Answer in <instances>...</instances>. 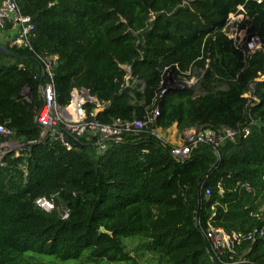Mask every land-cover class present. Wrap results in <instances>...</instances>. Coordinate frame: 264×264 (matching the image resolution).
Masks as SVG:
<instances>
[{"label":"trees","instance_id":"16d2710c","mask_svg":"<svg viewBox=\"0 0 264 264\" xmlns=\"http://www.w3.org/2000/svg\"><path fill=\"white\" fill-rule=\"evenodd\" d=\"M17 4L34 25L33 51L13 49L23 61L0 53V125L24 147L17 156L0 152V264H136L125 250L131 238L158 256L157 264H224L228 259L215 260L205 239L207 223L228 233L263 229L238 252L246 264H264V79L257 80L264 53L247 55L221 32L242 6L240 27L264 49V0ZM35 55L58 57L59 104L72 88L110 101L98 115L106 124L144 119L161 81L174 85L155 102L159 116L144 132L126 134L102 155L87 143L73 142L76 148L67 151L58 143H32L42 107ZM190 76L196 87L181 88ZM248 91L255 101L243 97ZM173 125L180 132L226 127L248 134L223 141L217 153L198 144L177 160L172 145L150 133ZM5 141L0 135V147ZM43 196H53L52 211L35 205Z\"/></svg>","mask_w":264,"mask_h":264},{"label":"built area","instance_id":"2783aa9c","mask_svg":"<svg viewBox=\"0 0 264 264\" xmlns=\"http://www.w3.org/2000/svg\"><path fill=\"white\" fill-rule=\"evenodd\" d=\"M242 10L243 7L238 6L234 13L229 14L221 32L232 40L234 45L242 48L247 55L259 50L264 53L260 38L249 36L246 28L240 27L245 19L241 13ZM8 25L9 28H7ZM33 30L34 25L30 16L21 12L17 0H0V44H4L11 51L20 48L33 51L30 43ZM35 58L42 66L44 75L39 86L42 107L36 115L40 134L38 139L32 143H58L67 151L76 148L73 142L87 143L93 147L96 155H102L108 149L110 143L122 142L126 134L138 135L144 132L159 116V109L155 106V102L174 85L170 79L161 81L158 94L153 99L149 109L147 107L145 110L144 119H117L111 124H106L98 119V115L106 110L110 105V101L99 100L87 88H72L67 102L63 105L59 104L56 99L53 78V67L56 65L58 57L56 55L48 57L35 55ZM126 69L128 70V68ZM186 75H189V73ZM260 79H264V75L257 80ZM196 82L195 76H190L184 78L179 86L181 88L184 86L192 87ZM243 97L248 100V103L256 100L251 91L244 93ZM159 130L157 127L150 128V133L160 139ZM238 134L245 137L248 134L247 128L239 131L226 127H222L220 130L190 128L183 132L182 143L172 146L171 153L177 160H184L189 157L191 151L198 144L211 145L217 153L216 149L220 143L225 140L234 141ZM0 135L6 139L0 147V152L4 155L10 151L7 140L11 138L13 131L4 125H0ZM10 144L23 146L12 142ZM205 194L209 195V190L206 189ZM35 205L45 212H50L55 207L54 198L53 196L39 197L35 200ZM67 215L64 212L62 218H66ZM197 223L199 224V221ZM262 235L263 229L254 228L249 232L232 231L228 233L222 228L212 226L210 223H207L204 232L205 239L215 260L222 262L224 258L228 259L227 262H223L224 264H246L243 257L245 253L240 255L239 248L244 243H253L257 237Z\"/></svg>","mask_w":264,"mask_h":264},{"label":"rangeland","instance_id":"374dc122","mask_svg":"<svg viewBox=\"0 0 264 264\" xmlns=\"http://www.w3.org/2000/svg\"><path fill=\"white\" fill-rule=\"evenodd\" d=\"M195 79H197V78L195 77ZM195 85L196 84L194 83L192 87H196ZM196 92H197V90H196ZM158 133H159L160 139L167 144H170L172 146H177V145L182 143L183 132H180L178 130H167V129L161 130L160 129L158 131ZM172 134H174L175 139L172 143H170L171 142L170 138H171ZM10 142L22 145L21 143L13 140L11 138L8 139L7 144H9L8 149H10V151H8L7 153H13L15 155L16 154L19 155L23 152V150H24L23 146L12 145V144H10ZM261 211H262L263 216H264V204L261 208ZM142 243L143 242L141 240L134 239V238L124 240L125 250L129 253V255L131 257H134L136 264H157L158 263V256L153 255V254L147 252L146 250H144L142 247ZM59 264H63V263H59ZM64 264H92V263L86 262V260H82V261H76V262H70V263H64ZM97 264H103V263H97ZM104 264H106V263H104ZM123 264H128V263H123Z\"/></svg>","mask_w":264,"mask_h":264},{"label":"water","instance_id":"95a60500","mask_svg":"<svg viewBox=\"0 0 264 264\" xmlns=\"http://www.w3.org/2000/svg\"><path fill=\"white\" fill-rule=\"evenodd\" d=\"M0 53H1V54H4V55L11 56V57H14V58H16V59H18V60H20V61H23V60H26V59H27V57H25V56H21V55L15 53V52L9 50L4 44H0ZM36 61H37V60H36ZM37 62H38V61H37ZM38 63H39V62H38ZM43 75H44V73L42 72L41 79H40V85H41V83H42ZM141 84H142V86H143V83H141ZM40 85H39V86H40ZM101 231H102L103 233H106V234H109V235H110V233L107 232L104 228H101Z\"/></svg>","mask_w":264,"mask_h":264},{"label":"crops","instance_id":"0c3cea01","mask_svg":"<svg viewBox=\"0 0 264 264\" xmlns=\"http://www.w3.org/2000/svg\"><path fill=\"white\" fill-rule=\"evenodd\" d=\"M167 130H177V128H176L175 125H173L172 127L168 128ZM170 139H171V142L170 143H172L174 141V139H175L174 138V134L171 135V138Z\"/></svg>","mask_w":264,"mask_h":264}]
</instances>
